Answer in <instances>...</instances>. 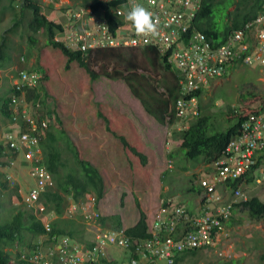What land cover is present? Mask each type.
I'll list each match as a JSON object with an SVG mask.
<instances>
[{
    "label": "rangeland",
    "instance_id": "374dc122",
    "mask_svg": "<svg viewBox=\"0 0 264 264\" xmlns=\"http://www.w3.org/2000/svg\"><path fill=\"white\" fill-rule=\"evenodd\" d=\"M40 3L43 13L48 18L64 25L69 20L67 13L72 12V15H74L81 8L88 9L92 4V0H88V2L86 0H40ZM15 9L17 14L14 20L10 11H7L4 16H0V44L2 43V36H6L8 39L7 48L9 49L6 51L13 57V65L2 71L0 76L4 81H7L9 77L18 76L24 70L38 69L39 67L46 69L49 75L48 80H45L44 73L39 71L43 75L39 86H43L47 94L46 105H40V111L45 113V119L48 120V131L56 133L59 151L62 152L63 159L68 163V168L62 172L68 173L69 170L75 169L81 171L78 163H76L75 156L71 154L68 146L66 148L63 139L59 142V131L64 129L77 148L79 158L89 161L99 169V172L108 183L110 182L106 190V194L109 193L105 195L106 198L103 204L101 201L99 203L98 211L101 217L123 216L125 225L129 228L133 227L139 214L137 206L134 205L133 197L135 199L141 195L142 199L146 197L140 192H135V190H139L137 183L140 185V182L131 169L127 156L124 155L123 145L107 130V125L99 117V113L106 120L109 119L110 128H114L116 119L121 118L133 127L139 140L136 130H139L141 139L146 146L152 145V148H149L152 150L149 153L150 165L147 168L145 167L144 170L140 169L144 173H154L152 177L145 180V183L151 187L149 193H155L156 195L157 192L158 199L161 202L163 201L162 198L167 200L180 192L186 193L191 186L196 187L198 185L200 187L202 179L210 172V167H206L204 163H195L192 166L191 162H186L184 153L179 148L180 141L174 139L175 133L189 127L186 122L178 117L177 125L171 126L167 118L166 125H157L154 120L144 115V113H147L141 103L135 99L130 89H127L125 83L121 80L113 81L101 78L92 81L89 74L80 68L77 63L71 64L70 69H65L67 59L61 54L60 50H55L47 45L48 36L45 31L33 33L30 30L29 24L32 20V13L27 11L22 15L19 6H16ZM234 9L235 6L233 5L228 12H232ZM224 12L221 8L215 9L214 21L218 23L217 26L221 30L225 28L224 23L226 21L223 23L225 19ZM15 23H18V25L13 28ZM72 34V31L67 30L65 38H63V35H57L56 39L68 44L72 39ZM30 37L35 39L36 42L32 43ZM22 58H24V61ZM93 68L100 71L101 64H94ZM112 68L113 66L110 67V70ZM117 69H121L120 64H118ZM148 70H139L138 72L148 76L153 69L149 66ZM151 77L157 81V85L160 84L158 91L166 98L165 86H162L161 83L172 81L170 71L165 73L162 71L157 77ZM262 77L264 75L259 68L239 65L230 68L224 77L214 79L206 86V91H204L199 102L201 115L212 117V127L215 129L212 133L225 131L232 125L229 121L233 119L231 114L233 110L248 107L255 103L264 104V83L260 82L263 79ZM1 95H3V90L0 93ZM189 119L193 118L189 117ZM1 124L4 123H2V114L0 113V130L1 127L6 126ZM6 130V127H4L0 132V140ZM171 153H175L173 159L169 158ZM108 158H110V162ZM168 160H170V163ZM111 163L115 167L116 173H114V170L109 169L108 166ZM105 164H107V168L112 175L103 170ZM169 165L171 168H169ZM185 166L189 167L188 171L183 170ZM29 169V163L23 158L18 160V165L13 169H7L5 166L0 165V182L9 184L7 190L0 187V221L4 222L10 214L16 213L14 211L9 214V210L17 204V199L14 195H11V192H14L16 183L21 185L20 195L22 199H26L27 190L30 186L27 175ZM164 172L166 173L165 180ZM117 173L119 176H117ZM117 177L126 180L124 184L127 186L128 193L122 186H116L114 179H117ZM160 180L161 189L155 191L156 183H159ZM243 188L246 187L243 186ZM131 191L134 194L133 196L129 195ZM245 191L249 196L258 194V197H262L264 201V184L247 187ZM162 192H165L164 197L161 195ZM87 199L92 200L93 197L87 196ZM178 199L176 198V200ZM185 199L186 197H183L180 204L185 208L187 207V210L192 208L191 202L198 201H195V196H191L187 204L182 203ZM202 199L203 194L200 202ZM156 204L155 196L150 194L144 204V209L151 210ZM69 205L71 210L67 209L63 218L75 220L79 225L87 227L83 238L92 240L96 229H94L93 223L86 222L83 217L86 208L84 203L80 206L77 205V216L72 210L73 204L70 203V200ZM17 207L27 213L32 212L25 206L23 200L18 203ZM141 207L143 208L142 204ZM197 208L195 206V209ZM241 209L235 210L233 217L236 222L233 225L225 224V230L220 236L218 246L212 248L211 251H201L195 258L188 259L185 264H192V261L197 262V264H217L218 262L232 264L231 260L235 261L234 264H264V221L251 220L249 214ZM53 217H56L55 214H52L50 219ZM44 221L45 223L48 222L47 219ZM239 221L240 224H238ZM107 224L110 227L112 222L108 221ZM28 249L29 247L25 244L24 247H19L14 252L24 251L23 253H25L29 252ZM111 253L117 255L118 252L111 249ZM12 264H18V262L15 261Z\"/></svg>",
    "mask_w": 264,
    "mask_h": 264
},
{
    "label": "built area",
    "instance_id": "2783aa9c",
    "mask_svg": "<svg viewBox=\"0 0 264 264\" xmlns=\"http://www.w3.org/2000/svg\"><path fill=\"white\" fill-rule=\"evenodd\" d=\"M105 3L119 1L118 5L94 12L89 7L81 8L72 15L67 13L69 20L64 25L63 38L67 30L72 31V39L64 45L71 51L86 52L101 47L141 48L151 47L158 51L166 62L179 69L186 79L182 89V99L178 101L177 116L183 121L198 117L199 101L197 97H188L191 91L199 86H205L209 79L221 77L227 66L241 57V52L249 47L243 45L241 50H235L236 43H242L246 38L243 31H237L230 37L227 45L220 48L213 47L206 36L196 29H191L196 19V12L200 8L199 0H99ZM135 4H142L154 16L159 18V35L147 40L137 37L130 22L125 20L127 12ZM118 20L116 27L108 21L106 13ZM249 25L248 27H250ZM75 37V38H74ZM62 38V39H63ZM59 41V39H57ZM62 42V41H61ZM187 42L189 43L186 48ZM71 45V46H70ZM258 53L256 59L264 57V33L260 35L258 43L253 46ZM252 64V59H246ZM264 61V59H263ZM21 84H15L16 90L22 94L25 88H35L39 84L40 76L21 74ZM18 97H13V109L19 113L21 106ZM254 109L243 121L239 134L228 144L223 158L212 165V173L202 181L205 188L204 198L211 204L198 215L189 213L180 206L161 205L155 220L150 227L151 237L145 241L131 240L125 229L115 231L100 230L95 238L94 246L89 248L64 239L48 255L38 248L30 257L23 256L31 264H97L108 260L110 247H135L139 259H132L131 264H142L143 260L156 264H174L176 257L186 249L202 246H215L218 242V229H222L223 221L231 217L232 209L248 201L246 188L247 179L243 178V185L235 191L226 184L230 180H237L248 173L258 172L254 185L264 184V104L251 105ZM22 107V106H21ZM31 110H37L31 107ZM30 109L24 107V119L31 124V129L23 131L21 126L9 127L0 140L5 149L3 153L12 157L11 165L15 164L14 157H22L31 164L29 177L33 185L28 189L26 202L34 205L41 194L53 185L52 176L44 168L35 166L40 159L38 127L36 117L29 114ZM46 124L43 123V129ZM253 167V171H252ZM254 172V173H255ZM256 174V173H255ZM245 186L246 188H243ZM94 207L93 204L90 208ZM97 217L96 213H94ZM86 218H91L87 215ZM47 230L50 231L49 225Z\"/></svg>",
    "mask_w": 264,
    "mask_h": 264
},
{
    "label": "trees",
    "instance_id": "16d2710c",
    "mask_svg": "<svg viewBox=\"0 0 264 264\" xmlns=\"http://www.w3.org/2000/svg\"><path fill=\"white\" fill-rule=\"evenodd\" d=\"M92 1L94 2L92 3V9L97 13L100 12L101 9L109 7L115 8L119 4V1H112L109 3L99 0ZM86 2H88V0H86ZM233 5L235 6L234 11L228 12L229 8ZM263 5L264 0H238L236 2L235 0H205L202 11L199 13L200 15L197 19L199 30L205 33L207 37L213 39V41H216L217 44H222L231 32L242 28L249 20L256 17ZM16 6L20 7V13H22V15L27 11L32 13V20L29 24L30 30L33 33H38L42 30L45 31L48 36L47 45L55 50H60L61 54L67 59L65 69H70L71 64L77 63L80 68L84 69L89 74L92 81L101 78L113 81L121 80L130 89L132 95L140 101L146 113L154 117L159 124L166 125L168 118L169 125H177V105L178 101L182 99L178 84L179 79L176 76L177 73L175 74L171 71L166 62L163 61L164 59L155 49L140 51L135 48L124 49L123 46H120L102 47L91 49L86 52H74L68 49L64 43L55 40L56 36L64 31V26L56 23L43 13L40 0H0V16H4L7 11H10L13 14V20L16 19ZM216 8H221V10L225 11L223 23L224 21L226 22L224 23L225 28L223 30H221L217 26L218 23L214 21ZM106 15V19L110 21L114 29L116 27L115 20L111 18L109 12L106 13ZM16 26L17 24L14 27ZM30 41L32 43L36 42L32 37H30ZM7 43L8 39L4 36L0 44V69H4L2 67L6 66L8 61L11 60V55L5 52L9 50L7 48ZM6 55H8L7 58ZM115 62L120 64L121 69H117L118 64ZM99 63L101 64V72L93 68L94 64L97 65ZM148 65L153 69L152 73L156 75L162 71H164V73L170 71L172 76L175 77V80L171 82L165 81L164 84L161 83L162 86H165L167 93L166 98L159 93L158 88L160 84L157 85V81L152 79L151 75L147 77L145 74L138 72L139 70L149 71ZM111 66H113L112 70H110ZM32 71L43 72L45 80H48L49 75L44 67H39L38 69L33 68ZM32 71L29 72L31 73ZM204 91H206L205 87L201 86L195 90L189 98L196 95V97L200 99ZM14 93L15 92L11 90L0 98V113L2 114V123H4L1 125L11 127L21 126L23 131H28L29 124L27 123V119H24V108L18 105V114L14 111L15 107L13 109V100L11 97ZM19 94L20 93H17L16 97H18ZM26 96L28 102H33L34 104L42 106L46 105L47 94L43 86L28 90ZM17 100L20 101L19 98H17ZM253 110L254 109L247 106L241 107L236 111L233 110L231 114L233 115L232 121L234 123L225 131L216 133H212V131L215 130L212 127V117L209 115H201L190 122L189 128L175 133L174 139L180 141V149L184 153L186 160L192 163V166L195 163L211 164L221 157L229 141L233 136L238 134L241 122L244 121ZM199 111L201 112L200 103ZM31 116L35 117V113L32 112ZM37 117L40 118V121L46 118L43 111H39ZM99 117L105 121L107 125L106 128L111 135L123 145V149L126 150L127 155L137 160V166L139 168L142 170L146 169L150 165V158L145 154L137 136L131 132V125L119 118L116 119L115 127L111 129L109 119L106 120L100 113ZM59 123L61 124V122ZM116 125L118 126L117 128ZM4 127L1 128L3 129ZM40 136L42 155L41 160L36 161V165H44L52 174L53 182L55 183V188L44 193L41 199L47 212L55 213L58 216V219L52 222L53 230L49 234L50 240L55 236H68L79 243H84L83 235L85 226L79 225L75 220L62 218L69 205L67 197L75 202H81L82 200L86 201L87 196L94 195L97 197L98 201H100L105 195L104 178L101 172H99V169L93 166L89 161L79 159L77 148L64 129L59 131V142L63 139L66 148L68 146L71 154L75 156L76 163H78L81 171L75 169L69 170L68 173L62 172L64 169L68 168V163L63 159L62 152L59 151L56 133L53 131H41ZM4 149L5 147L0 143V165L1 158L4 156ZM174 155L175 154L171 153L169 158H173ZM184 169L189 170V167H184ZM257 169L258 166H256V169L253 171L252 167L253 173H248L237 180H230L226 183L228 184L227 187L235 191L239 186L243 185L242 182L244 177L247 179L248 187H252L254 185L252 183L255 181V176H258V172H255ZM0 187L7 190L9 184L0 182ZM156 188L157 190L161 189V180L159 183H156ZM14 190V192H11V195L15 196L17 204L9 210V214L14 211H16V213L10 214L6 221H0V264H12V262L15 261L18 262V264H26L22 258V252L14 251L18 250L19 247H24L25 244H27L29 248L38 245L40 236L47 234L42 221L39 220L35 214L32 212H30L31 214L27 213L17 207L18 203L22 202L23 199L19 193L20 186H16ZM246 195L249 198L248 201L236 207H242L241 210L247 212L251 220L257 222L264 221V201L258 197V195L249 196L247 192ZM169 205L170 203L164 204L166 207H169ZM208 206H211V204H204V209H207ZM235 212V209H232L229 226L236 222L233 217ZM147 220V215L141 211V218L138 225L129 229L127 234L136 239L149 238L150 235L147 233ZM107 222L106 218L101 219L103 226L107 227ZM238 224H240V221ZM116 225L117 227L121 226L120 219H117ZM201 251H205V248L187 250L177 256L175 264H185L188 259L195 258ZM231 263L234 264L235 261L231 260ZM192 264H197V262L192 261ZM217 264L230 263L218 262Z\"/></svg>",
    "mask_w": 264,
    "mask_h": 264
},
{
    "label": "clouds",
    "instance_id": "9594fccd",
    "mask_svg": "<svg viewBox=\"0 0 264 264\" xmlns=\"http://www.w3.org/2000/svg\"><path fill=\"white\" fill-rule=\"evenodd\" d=\"M204 1L205 0H199V4H200V8H199V10L196 12V14H197V16H196V19H195V21H194V24H193V26H192V28L191 29H196L197 31H200L199 30V26H198V23H197V19H198V16L200 15L199 13L202 11V7H203V3H204ZM236 2V1H235ZM92 3H94L93 1H92ZM92 6V4L89 6V7H91ZM92 8V7H91ZM214 15H215V13H214ZM125 20L126 21H128V22H130V24H131V26L134 28V30H135V35L137 36V37H140V38H143V39H145V40H147V39H149V38H156V37H158V35H159V18L158 17H156V16H154V14H153V12L152 11H150L148 8H146L144 5H142V4H135V5H133L132 7H131V9L127 12V14H126V16H125ZM216 22V21H215ZM60 24V23H59ZM16 25V23L14 24V26ZM249 25H251L250 27H248ZM13 26V28H15ZM237 31H243L244 33H245V36H246V38L242 41V43H236L235 45H234V49L235 50H241V48H242V46L243 45H247L248 47H249V49L247 50V51H244V52H241V57L240 58H237L235 61H234V63L233 64H230V66H227V68H226V72L221 76V77H215V78H211V79H209V81L207 82V84L205 85V86H202V87H205V89H206V86L208 85V84H210L214 79H220V78H222V77H224L227 73H228V71H229V69L230 68H232V67H235V66H239V65H242V66H248V67H251V68H259L260 69V71H261V73L264 75V61H263V59H264V57H261L260 59H256V57H257V55H258V53L255 51V49L253 48V46H255L257 43H258V41H259V38H260V35L262 34V33H264V5H263V7H262V9L259 11V13L256 15V17H254L253 19H251V20H249L242 28H240V29H238V30H234L233 32H231L230 34H229V36L227 37V39L225 40V42H223L222 44H217V42L216 41H213V39H211V38H209V37H207L206 36V34L205 33H203L202 31H200V32H202L205 36H206V38H207V41L213 46V47H215L216 49L217 48H220V47H222V46H224V45H227V43L229 42V39H230V37L231 36H233L234 35V33L235 32H237ZM59 36L60 35H62V33H59L58 34ZM4 37V35L2 36V38ZM56 41H58L57 39H55ZM58 42H60V41H58ZM63 43V42H62ZM188 46H189V43L187 42V45H186V48H188ZM102 48V47H101ZM6 52V54H10L9 52H7V51H5ZM158 52V51H157ZM159 53V52H158ZM160 54V53H159ZM11 55V54H10ZM161 55V54H160ZM8 57V55H6V58ZM161 57L164 59V57L161 55ZM11 60H9L8 61V63L6 64V66H3L2 68H4V69H0V73L2 72V71H4V70H7V69H9L12 65H13V62H12V55H11ZM247 58H251L253 61H252V64L251 63H249L246 59ZM22 60L24 61V58H22ZM163 61H165V59L163 60ZM166 62V61H165ZM166 64L169 66V68L171 69V71H173L175 74H176V76L178 77V84H179V88H180V93H181V96H182V89H183V87H184V83H186L187 81H186V79L182 76V73H181V71L179 70V69H177L176 67H174V66H172L170 63H168V62H166ZM32 71V70H31ZM23 72H27V73H29L30 75H32V74H37V75H39L40 76V80H39V84H38V86L37 87H35V88H25V92L22 94L20 91H18V90H16V86H15V84H21L20 83V79H21V74L23 73ZM41 72V71H40ZM39 71H32L31 73L29 72V71H21L20 73H19V75L18 76H11V77H9L8 79H7V81H4L2 78H1V76H0V93L2 92V90H3V95H1L0 96V98L1 97H3L5 94H7L8 92H10L11 90H13L15 93L12 95V99H13V97L14 96H16V94L17 93H20L19 94V96H18V98L20 99V103H21V106H22V108H24L25 106H26V109H30L31 107H35V108H37V110H31V111H29V114H31L32 112L33 113H35V117H36V125H37V127H38V134H39V137H40V140H41V136H40V132L41 131H43V132H45V131H48V128H49V125H48V120L47 119H45V120H42V121H40V118H38L37 117V114H38V112L40 111V105L39 104H34L33 102H28L27 101V96H26V94H27V91L28 90H30V89H36V88H38V87H41V86H39L40 84H41V81H42V79H43V75L40 73ZM153 75H154V77H157V75L156 74H154L153 73ZM175 77H173L172 76V80H175L174 79ZM263 79L260 81V82H262V83H264V77H262ZM8 83V84H7ZM6 86V87H5ZM199 87H201V86H199ZM198 87V88H199ZM197 88V89H198ZM196 89V90H197ZM195 90H193V91H191V93L189 94V96L194 92ZM188 96V97H189ZM192 97H196V95H193ZM197 99H198V101H199V98L197 97ZM200 103V102H199ZM248 107H251V108H253L252 106H248ZM237 110H239V109H237ZM236 111V110H235ZM199 116H201V112H200V114H199ZM198 116V117H199ZM35 117H33V118H35ZM198 117H195L194 119H196V118H198ZM246 119V118H245ZM244 119V120H245ZM184 121H186V120H184ZM40 122V123H39ZM229 122H231L232 124L234 123L232 120H230ZM28 123V122H27ZM43 123H45L46 124V128L45 129H43ZM242 123H243V121L241 122V124H240V128H241V126H242ZM29 124V123H28ZM9 127L10 126H6V131H4L3 132V135H4V133L5 132H7L8 131V129H9ZM29 129H31V124H29V127H28ZM239 131H240V129H239ZM239 131H238V134H239ZM237 134V135H238ZM3 135H2V137H3ZM237 135H235V136H233L232 137V139L233 138H235ZM1 137V138H2ZM231 139V140H232ZM230 140V141H231ZM230 141H229V143H230ZM228 143V144H229ZM3 145V144H2ZM228 146V145H227ZM227 148V147H226ZM39 150H40V159L39 160H41V155H42V151H41V148H40V142H39ZM226 150V149H225ZM225 152V151H224ZM223 152V153H224ZM223 153H222V155H221V157L219 158V159H217L216 161H214L213 163H211V164H204L206 167H210V172L209 173H207L205 176H204V178L202 179V181L203 180H205V178H207V175L208 174H210V173H212V165L215 163V162H217L218 160H220V159H222L223 158ZM4 154V153H3ZM20 158H22V157H14V159H15V164L14 165H11V161H12V157H10L9 155H5L4 154V156L1 158V166H5L7 169H13V168H15L17 165H18V160L20 159ZM37 161V160H36ZM36 161L34 162V165L35 166H39V167H44L46 170H47V168L44 166V165H36ZM29 163V162H28ZM29 165H30V167H31V164L29 163ZM30 170V169H29ZM29 170H28V173H27V175H28V180H29V183H30V186L28 187V188H30L32 185H33V182L31 181V179H30V177H29ZM48 171V170H47ZM49 172V171H48ZM50 173V172H49ZM50 175L52 176V174L50 173ZM52 181H53V176H52ZM202 181H201V183H200V186H201V188L204 190V192H206L205 191V188L204 187H202ZM54 182H53V185L52 186H50V187H48L47 188V190L45 191V192H43L42 194H41V196H40V198H39V200H38V202L36 203V204H34V205H29L25 200L26 199H23V202H24V204H25V206L27 207V208H29L30 210H32V212H33V214H35L37 217H38V219L39 220H41L42 221V223H43V225H44V227H45V230H46V235H44V236H40V238L38 239L39 240V244L38 245H35V246H32L31 248H29L28 250H29V252H25V253H23L24 251H21L22 252V258H23V256H26V257H30L38 248H40L42 251H43V253L45 254V255H48L49 254V252H50V250H53V249H55L64 239H70L73 243H75V244H78V245H80V246H86V247H89V248H91V247H93L94 246V241H95V238H96V235H97V233L101 230H98L96 227H100L101 228V226H98V224L100 223V221H101V219L103 218V217H101L100 216V214H99V211H98V208H99V203H100V201H98V199H97V197L96 196H94V195H91L90 197H93V199L92 200H88V199H86V201H84V200H82L81 202H80V204H77L76 202H74V201H70V203H72L73 204V211H74V213H75V215L77 216L78 215V208H77V205L78 206H80V205H82L83 203H84V205H85V210H84V214H83V217H84V219H85V221L86 222H89V223H93V227H94V229H96L95 231H94V236H93V240L91 241V243H87V244H85V241L83 240V242L84 243H79V242H77L76 240H74V239H72V238H70V237H68V236H55L54 238H52V240H50V236H49V234L52 232V230H53V226H52V222L53 221H55V220H57L58 219V216L55 214V213H48L47 212V210H46V207L43 205V203H42V201H41V199H42V197H43V195H44V193H46L48 190H50V189H52L53 188V186H54ZM18 185L20 186V191H19V193H21V185L19 184V183H16L15 184V186H14V189H15V187L17 186L18 187ZM263 185V184H262ZM256 186H261V185H256ZM255 188V187H254ZM15 191V190H14ZM27 193H28V190H27ZM26 197H27V194H26ZM93 200H94V207L93 208H90V205H92L93 204ZM86 202V203H85ZM204 204H206V201H205V198H204V193H203V199H202V201H201V205H200V208H199V210H198V213L196 214V215H198L203 209H204ZM170 206V205H169ZM237 206V205H236ZM235 206V210H237V209H240V208H242V207H240V208H237ZM238 206H240V205H238ZM69 211L71 210V207H70V205H68V208H67ZM67 211V210H66ZM94 213H96L97 215H99L98 217L96 216V215H94ZM52 214H55V216L56 217H53V218H51L50 219V216L52 215ZM87 215H90L91 216V218H86V216ZM190 215V214H189ZM40 216V217H39ZM193 216V215H192ZM195 216V215H194ZM232 216V215H231ZM64 217V216H63ZM62 217V218H63ZM45 219H47L48 220V222L47 223H45ZM230 219H231V217L228 219V220H225V221H223V224H222V229H218L217 230V233H218V242H217V245H215V246H202V247H200V248H205V250H207V251H211L212 250V248H214V247H216V246H218L219 245V243H220V236L223 234V232H224V230H225V228H224V226H225V224L226 223H229L230 222ZM47 225H49V227H50V231H48L47 230ZM121 229H125V228H121ZM121 229H117V230H121ZM126 230V229H125ZM111 231H115V230H111ZM126 234H127V230H126ZM128 235V234H127ZM149 235H150V237H151V234L149 233ZM129 236V235H128ZM130 237V236H129ZM149 237V238H150ZM131 238V240L133 239V237H130ZM149 238H147L146 240H137V241H147ZM133 240H136V239H133ZM48 247H50L49 249H44V248H48ZM118 249H120V250H125V251H128V252H132L133 253V255H135L134 257H132L131 258V260H130V263L129 264H131V261H132V259H139L138 257H139V254H137L135 251H136V248L133 246V247H130V248H124V247H119V246H116ZM200 248H193V249H200ZM187 250H191V249H186V250H183L180 254H182V253H184V252H186ZM177 258V257H176ZM24 260V262L26 263V264H31V263H29L27 260H25V259H23ZM175 261H176V259H175ZM174 264H175V262H174Z\"/></svg>",
    "mask_w": 264,
    "mask_h": 264
},
{
    "label": "crops",
    "instance_id": "0c3cea01",
    "mask_svg": "<svg viewBox=\"0 0 264 264\" xmlns=\"http://www.w3.org/2000/svg\"><path fill=\"white\" fill-rule=\"evenodd\" d=\"M115 22H119L118 20H115ZM17 25H18V23H16ZM62 24V23H61ZM63 25V24H62ZM65 25V24H64ZM63 25V26H64ZM124 49H128V48H125L124 47ZM135 49H137V50H140V51H144V50H147V49H154V48H151V47H141V48H135ZM159 54V53H158ZM160 55V54H159ZM161 56V55H160ZM24 71H31V70H24ZM149 75H151V76H153L154 77V75H153V73H149ZM147 76V75H146ZM148 77V76H147ZM127 87V86H126ZM127 89H129L128 87H127ZM136 99V98H135ZM136 100H138V99H136ZM139 101V100H138ZM140 102V101H139ZM144 109V108H143ZM145 111V110H144ZM144 115L145 116H148V118H151L152 120H154L155 122H156V124L157 125H160V126H162L161 124H159L158 123V121L154 118V117H149L150 115H147V114H145L144 113ZM126 118V117H125ZM147 118V119H148ZM112 120V119H111ZM194 119H191V120H186V121H184V122H186L189 126H190V122L191 121H193ZM189 128V127H188ZM112 129V128H111ZM186 129V128H185ZM130 130H131V132L133 133V134H135V131L133 130V127H130ZM145 132V131H144ZM180 132V131H179ZM136 133L138 134V137L140 138V140H139V142H140V144L142 145V147H143V150H144V152H145V154L150 158V156H149V153L150 152H152V150L151 149H149V148H152V145H149V146H146V144H144V142L142 141V139H141V136H140V132H139V130H136ZM136 135V134H135ZM117 140V139H116ZM179 148H180V145H179ZM124 151V155L125 156H127L126 158H127V160H128V162H129V164H130V167H131V169L133 170V172H134V174L136 175V177H137V179L139 180V182H140V185L137 183V185H138V187H139V190H135V192H140L141 194H144L145 195V197L146 198H144V199H142V195L141 196H138V198H134L133 197V200L135 201V206H137V209H138V212H139V214L137 215V219H136V224L133 226V227H127L126 225H125V221H124V218H123V216L122 217H117V216H115V217H109V216H107L106 217V219H107V221H111L112 222V225L109 227L108 226V224H107V227L106 226H103L102 225V223H101V221H100V223L98 224V226H101V228L100 227H96L98 230H102V231H111V230H117V229H121V228H125L127 231L129 230V229H131V228H134V227H136L137 225H138V223H139V221H140V218H141V211H143L146 215H147V217H148V220H147V222H148V224H147V226H148V229H147V233L149 234V231H150V227H151V225L153 224V222H154V220H155V216H156V214L158 213V210H159V208L161 207V205H162V203H163V205L164 204H168V203H170V205H174V206H180V207H182L183 209L185 208L183 205H181L180 203H181V201H182V199H183V197H186V199L182 202V203H186L187 204V202L189 201V198H191V196H195V201H197V202H195V203H190L191 205H192V208H190L189 210H187L186 208H185V210L190 214V215H196L197 213H198V210H199V208H200V205H201V202H200V200H201V195L204 193V190L201 188V186L200 187H198V185L196 186V187H193V186H191L190 188H189V190L186 192V193H183V192H180L179 194H175L174 196H171V198H169V199H167V200H164L163 198H162V202L160 201V199H158V196H157V192H156V195H155V193H149V192H151V187L150 186H148L146 183H145V180L147 179V178H149V177H152L153 176V174L154 173H144V172H142L141 171V169L137 166V164H138V162H137V160L135 159V158H132V157H129L128 155H127V152H126V150H123ZM148 153H147V152ZM173 154H175V153H173ZM174 158V157H173ZM172 158V159H173ZM80 159V158H79ZM110 158H108V161L110 162V160H109ZM184 159H185V161L186 162H188V160H186V158L184 157ZM150 161H151V158H150ZM169 161V163H170V160H168ZM190 162V161H189ZM152 165V164H151ZM109 167V169H112V170H114V173H116V170H115V167L112 165V163H111V165L110 166H108ZM185 167H187V166H185ZM169 168H171L170 167V165H169ZM109 169L107 168V164H105V167H103V170L106 172V173H108L109 175H112L111 174V171H109ZM183 170L184 171H188V170H185L184 169V167H183ZM167 171V170H166ZM165 171V172H166ZM169 171H172V170H169ZM164 172V180H165V178H166V173ZM132 174V173H131ZM117 176H119L118 175V173H117ZM132 177H133V175H132ZM103 178H104V182H105V195H107L109 192H107V194H106V190L108 189V186H109V183H108V181L105 179V177L103 176ZM126 180L125 179H123V178H120V177H117V179H114V182L116 183V186L117 185H120V186H122V188H124V189H126L127 190V193H128V189H127V186L124 184V182H125ZM112 183V182H111ZM165 187V186H164ZM53 188H55V184H54V186H53ZM52 188V189H53ZM166 188V187H165ZM117 189H119V188H117ZM155 191H157V188H155ZM164 191V190H163ZM152 192H154L153 190H152ZM163 193V192H162ZM165 193V192H164ZM164 193L163 194H161V195H163V197H164ZM188 193V194H187ZM150 194H153L154 196H155V201H156V205L155 206H153V208L151 209V210H146V209H144V204L147 202V197L150 195ZM104 195V198L103 199H101L100 201L102 202V204H103V201H104V199L106 198V196ZM129 195H131V196H133L134 194H133V192L131 191L130 192V194ZM258 195V194H257ZM259 196V195H258ZM176 198H179L178 200H176ZM261 199H262V197H260ZM67 199H68V201L70 200V201H73L71 198H69V197H67ZM263 200V199H262ZM75 202V201H74ZM200 202V203H199ZM77 204H80V202H76ZM126 203H127V199H126ZM141 204L143 205V208L141 207ZM195 204V205H194ZM195 206L196 207H198L197 209H195ZM101 209H102V207H101ZM103 210V209H102ZM132 215H133V212H132ZM122 218V219H121ZM117 219H120V221H121V226L120 227H117V225H116V221H117ZM108 223V222H107ZM88 225V224H87ZM85 229H87V227H85ZM85 236V235H84ZM131 237V236H130ZM133 239H136V238H134L133 237ZM147 238H139V239H136V240H146ZM93 240V239H92ZM92 240H88V238H85L84 239V241H85V244H87V243H91V241ZM50 247H48V248H44V249H49ZM111 249H113V250H115V251H117L118 253H117V255H113L112 253H111ZM108 252H109V258H108V260H102V261H100L99 263H97V264H129L130 263V260H131V258L132 257H134L135 255H133V253L132 252H128V251H125V250H120V249H118L117 247H110L109 249H108ZM139 258V257H138ZM142 264H151V262L149 263V261H147V260H143L142 261ZM156 264H163V262H161V261H158Z\"/></svg>",
    "mask_w": 264,
    "mask_h": 264
}]
</instances>
